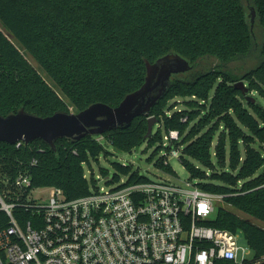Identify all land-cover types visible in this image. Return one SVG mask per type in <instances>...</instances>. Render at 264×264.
Instances as JSON below:
<instances>
[{
	"label": "trees",
	"instance_id": "obj_1",
	"mask_svg": "<svg viewBox=\"0 0 264 264\" xmlns=\"http://www.w3.org/2000/svg\"><path fill=\"white\" fill-rule=\"evenodd\" d=\"M167 55L181 56L192 69L173 75L150 116L136 118L128 128L79 142L60 139L56 151L42 140L21 149L0 142V192L15 205L13 215L25 227L33 215L27 200L32 189L59 188L67 199L91 193L83 164L109 153L98 138L131 153L144 142L162 141V128L181 135L191 120L184 122L187 114L166 103L195 97L207 103L201 117L199 110V124L210 122L192 144L180 145L182 158L194 160L181 158V163L203 190L223 196L249 217L220 207L209 225L243 234L254 261L264 264V227L256 223H264V0H0V113L24 109L49 117L71 112V106L75 113L97 103L117 107L143 86L147 62ZM210 58L218 63L201 69ZM240 81L249 96L255 94L254 103L235 89ZM150 117L157 123L146 140ZM115 169L131 180L146 178L129 165L115 163ZM20 171L32 179L25 194L14 186ZM8 224L0 210V227Z\"/></svg>",
	"mask_w": 264,
	"mask_h": 264
},
{
	"label": "built area",
	"instance_id": "obj_2",
	"mask_svg": "<svg viewBox=\"0 0 264 264\" xmlns=\"http://www.w3.org/2000/svg\"><path fill=\"white\" fill-rule=\"evenodd\" d=\"M162 134L163 146L178 158L180 149L173 145L180 133L162 128ZM30 144L20 141L15 147ZM83 166L93 183V170ZM26 171L15 178L19 194L32 186ZM166 176L139 181L123 175L108 180V188L94 183L90 194L75 199L55 187L48 188L47 201L32 199L30 192L33 215L25 227L13 215L15 205L0 192V210L9 217V224L0 227V264H259L243 234L209 225L219 195L206 192L196 180Z\"/></svg>",
	"mask_w": 264,
	"mask_h": 264
},
{
	"label": "water",
	"instance_id": "obj_3",
	"mask_svg": "<svg viewBox=\"0 0 264 264\" xmlns=\"http://www.w3.org/2000/svg\"><path fill=\"white\" fill-rule=\"evenodd\" d=\"M252 11L254 23L255 13ZM146 66L147 77L143 86L126 96L117 107L97 103L79 113L59 111L49 117H40L24 109L8 116L0 113V142L15 145L20 141L29 144L42 140L56 151L60 139L79 142L87 137L128 128L136 118L150 116L153 107L166 94L173 75L192 69L190 63L179 55H167L154 64L147 62ZM235 89L240 90L248 101L255 102L248 95L249 88L243 81L236 83ZM156 123V118H149L146 140L152 137Z\"/></svg>",
	"mask_w": 264,
	"mask_h": 264
},
{
	"label": "rangeland",
	"instance_id": "obj_4",
	"mask_svg": "<svg viewBox=\"0 0 264 264\" xmlns=\"http://www.w3.org/2000/svg\"><path fill=\"white\" fill-rule=\"evenodd\" d=\"M27 58L29 61L39 70L41 68L39 67L38 63L30 56L28 55ZM217 64L218 61L214 60L212 58L210 59H205L202 61L201 64V69H206L209 67L211 64ZM42 71V70H41ZM43 72V71H42ZM43 74L46 76V74L43 72ZM47 77V76H46ZM51 81V80H50ZM51 83V82H50ZM251 96H255V94H250ZM261 101L264 104V99L260 98ZM68 102V101H67ZM166 108L174 107L173 110H181L184 111L185 114H187L188 117L187 120H191L190 125H188L187 129L185 132H183L180 135V141L179 144L176 146V143L173 145V150L180 149L179 157H175L172 155V150L170 148L164 147L162 144V141L160 142H144L143 144L137 146L136 148L133 149L131 153H125L117 150L113 145L110 143V141L107 140L106 137H101L96 140L97 142H100L104 144L107 149L109 150V153L106 157L104 155H100L98 157V160L92 161L89 168L93 170L94 173V181H90L91 185L96 183V186L98 188L106 187L108 188L109 183H107L108 180H112L115 176H123L121 173H119L115 169V163H121V164H127L131 167H133L134 171L139 172L141 175L147 176L149 179H157V178H167L166 175L171 176L167 170L162 167L160 168L159 166L162 165V162H168V166L174 170L176 173L178 179L180 181H188L190 180V173L186 170V168L183 166L181 163V158L183 154V148L187 144H192L195 140H197L200 135L203 133L204 126L208 125L209 122L205 121L203 124L200 123V117L202 116L203 112H205L204 106L207 105V103H202L195 97H187V98H182V97H176L168 103H166ZM170 105V106H169ZM71 106V105H70ZM199 110H201V115L199 117ZM71 113L74 112L73 106L70 107ZM193 119V120H192ZM187 122V123H188ZM208 122V124H207ZM156 125V124H155ZM157 131V128L154 129V133ZM218 140V138H216ZM216 140V141H217ZM183 143V144H182ZM184 145V146H180ZM180 146V147H179ZM182 159L184 160H189V161H194L190 156H185ZM212 160L214 166H216L217 169L220 168V164H218L216 158L214 155H212ZM197 164V163H195ZM198 165V164H197ZM219 167V168H218ZM87 167L85 169V173L87 174L88 178L90 179V174L87 172ZM209 171V170H208ZM107 175V177H106ZM92 178V179H93ZM175 182H178V180H172ZM116 184V183H115ZM111 187V185H110ZM32 199H38V200H44L47 201L49 198V189L48 188H37V189H32ZM216 208H224L225 210H229L231 212H234L238 214L240 217L243 219H248L249 217L234 209L232 206L228 205L224 201V197L219 196L217 197L215 201ZM251 221L255 222V220L250 219ZM258 225H261L264 227V223L262 222H257ZM241 244H246L245 240L241 238L240 240Z\"/></svg>",
	"mask_w": 264,
	"mask_h": 264
}]
</instances>
